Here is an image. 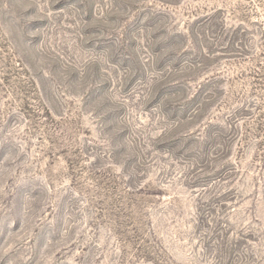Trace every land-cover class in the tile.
<instances>
[{
  "label": "rangeland",
  "instance_id": "rangeland-1",
  "mask_svg": "<svg viewBox=\"0 0 264 264\" xmlns=\"http://www.w3.org/2000/svg\"><path fill=\"white\" fill-rule=\"evenodd\" d=\"M0 264H264V0H0Z\"/></svg>",
  "mask_w": 264,
  "mask_h": 264
}]
</instances>
